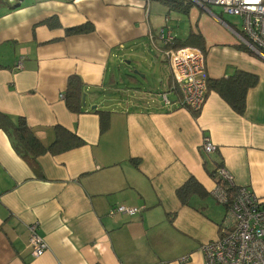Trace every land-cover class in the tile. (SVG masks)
<instances>
[{"label": "crops", "instance_id": "obj_1", "mask_svg": "<svg viewBox=\"0 0 264 264\" xmlns=\"http://www.w3.org/2000/svg\"><path fill=\"white\" fill-rule=\"evenodd\" d=\"M146 3L0 0V111L22 117L44 145L55 139L57 125L83 140L64 152L40 154L37 174L0 129V264H204L200 245L220 235L225 213L212 194V163L200 147L205 135L217 145L212 159L233 183L264 196V57L238 47L236 34L202 42L208 78L237 69L257 75L244 112L210 89L197 112L168 109L159 96L170 81L160 51L166 45L147 24ZM86 22L92 31L67 33ZM138 52L150 67L125 74L131 85L118 84L115 68L125 56L137 60ZM139 73L146 86L136 79ZM72 74L84 85L81 113L71 112L60 96ZM92 109L109 111L104 130ZM189 177L207 195L182 204L175 192ZM116 204L144 209L110 217ZM35 220L48 244L40 256L31 254L27 241V225ZM184 255L188 261L174 262Z\"/></svg>", "mask_w": 264, "mask_h": 264}, {"label": "built area", "instance_id": "obj_2", "mask_svg": "<svg viewBox=\"0 0 264 264\" xmlns=\"http://www.w3.org/2000/svg\"><path fill=\"white\" fill-rule=\"evenodd\" d=\"M148 2V0H146ZM208 10V6L218 5L221 12L240 20L241 30L234 31L240 42L250 51L264 57V0H190ZM214 15V14H213ZM217 19L218 16L214 15ZM220 20V19H219ZM154 39L153 33H149ZM157 38L166 47L161 53L170 67V81L167 88L159 93L164 107H182L199 111L207 95V73L205 57L198 47L185 46L178 49L168 47L174 37L171 30L165 33L161 28ZM20 67V63L17 64ZM64 97L62 94L60 95ZM201 150L212 159L217 145L209 136H203ZM213 196L224 205L225 213L220 235L200 245L204 264H264V196L256 195L248 186L233 183L230 173L221 164L214 173ZM233 187L227 191L225 186ZM143 207L116 204L109 207L107 214L134 216ZM39 221L27 225L28 246L33 256L42 255L48 244L38 233ZM189 260V255L178 258L176 263ZM161 264H173L163 261Z\"/></svg>", "mask_w": 264, "mask_h": 264}, {"label": "trees", "instance_id": "obj_3", "mask_svg": "<svg viewBox=\"0 0 264 264\" xmlns=\"http://www.w3.org/2000/svg\"><path fill=\"white\" fill-rule=\"evenodd\" d=\"M172 7H179L183 4L182 0H163ZM147 2V1H146ZM57 23V21L55 22ZM58 24V23H57ZM93 30L91 23L86 22L81 25L66 29L67 33H87ZM191 36L202 38L199 33H191L184 39H176L172 48L178 49L185 46L198 47L203 50L202 44H198L191 40ZM238 47L252 53L245 45L240 43ZM258 81L256 74L246 70L237 69L231 75L218 79H207V91H216L237 113L242 114L245 110V98L247 90ZM83 82L81 78L72 74L68 76L66 88L64 90V102L66 107L73 113L83 112ZM99 115L100 129L104 130L108 126L109 111L92 109ZM0 129H2L9 137L11 144L17 154L23 158L31 166V168L39 174L36 158L45 152L60 153L83 144V140L74 132L57 125L55 126V139L48 145H44L39 136L35 134L31 127L22 117L13 119L10 115L0 111ZM212 163V169L209 171L212 179L214 177L216 166L220 165L219 161L209 159ZM227 191H233V187L226 185ZM176 196L182 204H186L193 195L204 197L207 195L203 186L193 177H189L182 185L176 189Z\"/></svg>", "mask_w": 264, "mask_h": 264}, {"label": "rangeland", "instance_id": "obj_4", "mask_svg": "<svg viewBox=\"0 0 264 264\" xmlns=\"http://www.w3.org/2000/svg\"><path fill=\"white\" fill-rule=\"evenodd\" d=\"M13 1H18L22 5L29 2V0H10V2ZM182 1L183 4L181 6L172 7L163 0H148L146 3V20L150 29H153L157 33L161 28L164 29L165 33L171 30L172 36L176 39H184L192 32L199 33L202 36L201 39L196 36H191V40L198 44H202L203 42L206 45L214 42H223L222 40L231 39L232 36L236 37L235 33L228 27H231L234 31L241 30L240 20L233 15L222 13L221 7L218 5L208 6V10H206V8L190 0ZM213 14L218 16L220 20L216 19ZM142 50L147 51L146 47H142ZM138 53L137 60L132 59L133 57L129 55L125 56L123 65L120 68H115L113 74L116 75L118 84L123 85V83L129 82L125 74L132 76L133 73L137 74V69L141 72L145 67H150L148 61L140 55V52ZM150 54L151 56L155 55L153 53ZM126 60H130L129 63ZM125 64L129 68H125ZM159 65L163 66L165 68L164 73L168 74L166 63L159 59ZM132 66L135 67L132 68ZM147 74L149 75H147V78L150 81L158 84V79L153 73L148 72ZM141 76L142 74L139 73L136 79L142 82L141 86H146V81L141 80ZM157 77L159 76L157 75ZM129 85H131L130 82ZM212 204L217 205L220 209L222 208L221 205L214 202Z\"/></svg>", "mask_w": 264, "mask_h": 264}]
</instances>
